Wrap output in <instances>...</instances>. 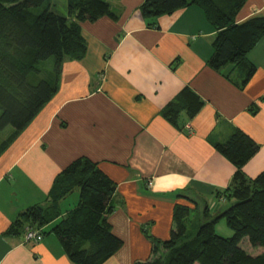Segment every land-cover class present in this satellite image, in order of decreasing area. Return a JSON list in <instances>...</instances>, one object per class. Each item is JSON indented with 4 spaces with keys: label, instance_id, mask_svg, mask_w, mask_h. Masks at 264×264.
<instances>
[{
    "label": "crops",
    "instance_id": "1",
    "mask_svg": "<svg viewBox=\"0 0 264 264\" xmlns=\"http://www.w3.org/2000/svg\"><path fill=\"white\" fill-rule=\"evenodd\" d=\"M105 1L115 19L81 23L84 58L64 62L57 93L0 155V264H72L48 233L53 223L37 243L3 232L27 208L44 205L54 178L80 157L97 163L116 185L108 222L123 245L103 264L148 261L146 235L167 240L174 205L192 207L178 192L206 204L211 216L229 206L215 193L229 186L235 168L213 144L235 129L259 146L244 175L264 171V37L247 54L256 70L239 89L224 77L239 76L237 69L216 72L207 65L215 30L199 7L189 5L151 26L139 12L144 0ZM253 15H264V0H248L236 22ZM185 88L203 106L192 118L181 115V132L161 111Z\"/></svg>",
    "mask_w": 264,
    "mask_h": 264
},
{
    "label": "trees",
    "instance_id": "2",
    "mask_svg": "<svg viewBox=\"0 0 264 264\" xmlns=\"http://www.w3.org/2000/svg\"><path fill=\"white\" fill-rule=\"evenodd\" d=\"M247 1L144 0L139 12L154 26L159 17L189 5L199 7L215 30L207 65L216 72L231 65L240 75L224 77L243 89L256 70L247 54L264 37V15L236 22ZM66 10L67 16L56 14L50 0H0V131L12 129L0 143V155L57 93L64 62L84 58L87 45L81 23L105 16L115 19L105 0H66ZM48 59L53 60L50 81L40 79L38 67ZM202 106L203 101L185 88L163 108L161 117L183 132L181 115L192 118ZM257 109L252 104L249 111L254 114ZM213 147L235 168L229 186L215 193V198L229 202V206L211 216L203 204L197 214L198 225L190 227V214L197 210V201L178 192L176 197L186 199L192 207L176 203L169 238L162 241L146 235L152 243L151 258L135 264H264V171L254 178L242 172L259 146L235 129L225 142L214 143ZM76 189V206L62 215L61 201ZM115 189V183L97 163L80 157L54 178L45 204L20 213L3 235L23 236L27 226L42 230L53 223L48 233L56 237L72 264H103L123 245L108 222ZM220 220L232 232L230 237L216 233L215 225ZM245 239L254 248L251 250L262 252L251 255L243 250L240 244Z\"/></svg>",
    "mask_w": 264,
    "mask_h": 264
},
{
    "label": "rangeland",
    "instance_id": "3",
    "mask_svg": "<svg viewBox=\"0 0 264 264\" xmlns=\"http://www.w3.org/2000/svg\"><path fill=\"white\" fill-rule=\"evenodd\" d=\"M55 5H53V8L56 14L60 16H67V10H66V1L65 0H54ZM39 77L40 79L47 80L48 78L51 79L52 77V67H53V60L48 59L46 61H43L39 64ZM12 129L11 127H6L4 130L0 131V143L5 140L8 135L11 133ZM78 197V190H74L69 196H67L63 201H61L60 206L62 211L64 210H69L73 208V205L77 201ZM197 210L192 211L190 214V223L188 226L190 227H195L198 225V212H200L203 208V205L201 202H197ZM215 231L216 233L223 237V238H228L232 235V232L227 228L224 220H220L216 225H215ZM230 233V234H229ZM229 234L228 236H226ZM241 248L246 251H250L251 249H254L249 246L248 241L245 239L244 242H241L240 244Z\"/></svg>",
    "mask_w": 264,
    "mask_h": 264
},
{
    "label": "built area",
    "instance_id": "4",
    "mask_svg": "<svg viewBox=\"0 0 264 264\" xmlns=\"http://www.w3.org/2000/svg\"><path fill=\"white\" fill-rule=\"evenodd\" d=\"M186 128L188 129V126ZM23 239L24 242H40L42 240V230L27 226L24 229Z\"/></svg>",
    "mask_w": 264,
    "mask_h": 264
}]
</instances>
